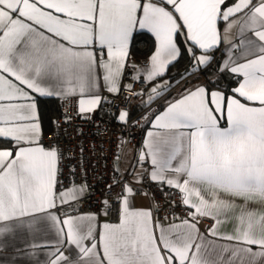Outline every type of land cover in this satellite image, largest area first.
Segmentation results:
<instances>
[{"label":"snow or ice","instance_id":"obj_1","mask_svg":"<svg viewBox=\"0 0 264 264\" xmlns=\"http://www.w3.org/2000/svg\"><path fill=\"white\" fill-rule=\"evenodd\" d=\"M173 81L182 87L168 97ZM105 92L140 98L143 124L131 126L150 128L135 164L122 172L117 155L97 210L83 213L92 186L75 168L62 179L61 119L71 117L53 118L52 105L75 99L90 120L111 104ZM110 115L130 124L126 107ZM8 249L0 264H264V0H0Z\"/></svg>","mask_w":264,"mask_h":264},{"label":"built area","instance_id":"obj_2","mask_svg":"<svg viewBox=\"0 0 264 264\" xmlns=\"http://www.w3.org/2000/svg\"><path fill=\"white\" fill-rule=\"evenodd\" d=\"M136 60L142 61L143 59ZM136 87L139 91V86ZM125 95L129 97L130 103L122 104ZM105 96L111 101V104L104 105L103 110L99 109L94 113H89L88 115L92 117L90 120L82 119L75 114L73 111L76 108L75 99L67 102L60 101L59 103L60 112L58 117H63L65 114L71 117L66 124L61 119L62 127L60 128L59 144L65 152L62 161V167L64 168L62 179L67 184L71 179L70 168H75V181L79 183L87 179L88 184L92 186L91 199H85L76 206L83 213L97 210L98 202L102 198V191L105 189L104 182L111 181L113 163L117 155L120 156L121 160V151L124 148L130 147L132 149V165L135 164L134 155L139 150L144 136L145 126H131L136 121L143 124L140 118L144 113L131 118L129 125L119 124L110 115V112H115L120 106L130 110L135 100L131 93L122 92L116 98L108 93ZM61 103H64L65 107H61ZM51 138V131L44 134L45 143ZM81 149H83L82 152ZM72 213L76 214L74 210H72Z\"/></svg>","mask_w":264,"mask_h":264},{"label":"crops","instance_id":"obj_3","mask_svg":"<svg viewBox=\"0 0 264 264\" xmlns=\"http://www.w3.org/2000/svg\"><path fill=\"white\" fill-rule=\"evenodd\" d=\"M221 48H223V45L221 46ZM221 54V60L224 58V56L222 55V51H220ZM135 59H142V58H135ZM144 60V59H143ZM181 87L177 86L175 89H171L167 95L168 97H175L178 95V93L180 92ZM104 95L107 94V92L103 93ZM109 94V93H108ZM138 98H135V101ZM144 99H147V97L145 96ZM76 101V100H75ZM164 100L163 98H161V100L157 101L158 104H163ZM57 105L59 106L60 101H56ZM153 107H156V104H153ZM99 109H97L98 111ZM130 112V116L133 115L132 113L134 112V109L129 110ZM150 128V125H145L144 128V135L146 134L147 130ZM49 130L47 127L45 128V133L46 131ZM44 133V134H45ZM144 137V136H143ZM133 162V152L132 149L130 147H126L121 151V160L119 161V168L121 169V171L123 172L125 169H129V166L132 165ZM146 202L143 201L140 198H137V204L138 205H142L145 204ZM65 208H67V206H65ZM73 209H68L69 212H72ZM103 219V218H101ZM206 227L205 224H201V229L203 230ZM231 230V224H224L221 228V231H230ZM54 239V237H52ZM17 246L18 247H24V245L20 242H17ZM29 251H36L37 252V259L43 260V254L41 250H31L29 249ZM15 253L13 252L12 249H8L4 252H0V257H6V256H11L14 255ZM16 264H34V261L29 259L26 256L21 255L17 260H16Z\"/></svg>","mask_w":264,"mask_h":264},{"label":"trees","instance_id":"obj_4","mask_svg":"<svg viewBox=\"0 0 264 264\" xmlns=\"http://www.w3.org/2000/svg\"><path fill=\"white\" fill-rule=\"evenodd\" d=\"M147 53H148V49H147V47H146L144 44H141V45L137 48L136 52L134 53V58H142V59H145ZM214 55H215V58H216L217 61H220V60H221V54H220V51H216V52L214 53ZM186 65H187V61H186V60H181L180 63H179V65H178L177 67H173V68H171V70L169 71L168 75H169L170 77L177 76V73L183 71V68H184ZM177 78H178V77H177ZM227 79H228V77L225 76V77H224V80L227 81ZM177 86L182 87V85H176V84H175V81H173V87H172L171 89H173V88L175 89ZM134 102H135V100H134ZM134 102H133V104H134ZM133 104L131 105L130 110H131V109H134ZM52 111L55 113V116H53V118H57V117L59 116V112H60V111H59V106L57 105L56 102H55L54 105H52ZM142 113H143V112L140 110V108H136V109H134V112L132 113L133 115H131V118H133L134 116L140 115V114H142ZM48 132H50V130H47V131H46V133H48ZM46 133H45V134H46Z\"/></svg>","mask_w":264,"mask_h":264},{"label":"rangeland","instance_id":"obj_5","mask_svg":"<svg viewBox=\"0 0 264 264\" xmlns=\"http://www.w3.org/2000/svg\"><path fill=\"white\" fill-rule=\"evenodd\" d=\"M140 104H141V101H140V98H138L133 104L134 109L140 108Z\"/></svg>","mask_w":264,"mask_h":264}]
</instances>
